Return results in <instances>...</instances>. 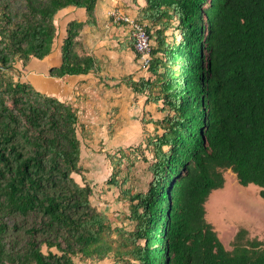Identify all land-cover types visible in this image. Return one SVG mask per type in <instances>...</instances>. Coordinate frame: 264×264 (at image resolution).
I'll return each instance as SVG.
<instances>
[{"label":"trees","instance_id":"1","mask_svg":"<svg viewBox=\"0 0 264 264\" xmlns=\"http://www.w3.org/2000/svg\"><path fill=\"white\" fill-rule=\"evenodd\" d=\"M97 2L0 0V264H264L262 240L241 228L228 249L206 209L226 170L264 186V0H143L150 66L125 83L156 105L144 120L156 129L145 139L151 180L134 191L119 178L122 158L109 157L107 183L134 224L116 237L92 200L78 108L15 66L51 53L56 15L72 6L86 18L68 23L50 75L99 70L81 36L97 24Z\"/></svg>","mask_w":264,"mask_h":264},{"label":"rangeland","instance_id":"2","mask_svg":"<svg viewBox=\"0 0 264 264\" xmlns=\"http://www.w3.org/2000/svg\"><path fill=\"white\" fill-rule=\"evenodd\" d=\"M113 11L109 12L110 18ZM135 13L138 14L136 8L128 13V16L137 19L133 16ZM114 22V20L111 22L113 26H108L104 22L101 23V26L88 36V38L97 40L98 46L95 45L98 48L97 53L110 59L106 62V66H111L110 68L114 67V65L112 66V58L115 55V50L109 51V49L113 47V42L117 43V39H113L119 31ZM119 26H122V24ZM113 27L116 28V31ZM129 28L128 25L126 29L130 32V41L134 42L131 28ZM168 38L171 39L170 36ZM117 53L118 64L116 66L119 65L124 70L126 78L128 75H132L129 74L131 71L134 74L140 72V75L137 74L139 76L147 74V71L142 69L140 60L139 63L135 62V68H133L130 63L124 64L126 62L124 57L120 56L119 52ZM136 66H138L137 69ZM107 72L110 73V71ZM108 83L112 84L113 82ZM99 87L101 94L96 98H93L96 93L92 94L96 88L93 91L87 88L88 93L93 96L87 101L86 110L82 113L85 133H82L81 130L79 133L83 141V165L88 169L87 178L93 184L95 190V196L92 200L101 211L108 215L116 228L114 232L116 237L124 229L127 231L132 229L134 224L129 219L131 213L129 201L117 200L120 190L107 183L111 175V158L109 157L122 158V173L119 178L123 180L127 177V187L131 186L134 191L146 190L151 180L148 168L152 162V147L147 148L145 139L149 134H154L156 129L154 122L147 123L144 120L151 117L157 118L158 116L156 114L152 115V113H155L156 105L154 102H148L144 94H139L128 86L124 87L126 104L123 105L119 102L114 105L119 107L118 110H112L110 103L113 102V99L105 96V87ZM94 101H96L95 110L92 109L93 104H91ZM97 102L98 104L101 103L97 105ZM140 144H142V147H140ZM121 151L124 153L123 156L120 154ZM225 178L224 187L214 190L206 203L207 219L213 223L220 239L228 249L234 247V237L241 228L248 230L247 236L249 238H256L264 242V186L254 183L242 185L230 170L225 171ZM77 260L80 264H93L90 261ZM97 264L120 263L108 258Z\"/></svg>","mask_w":264,"mask_h":264},{"label":"crops","instance_id":"3","mask_svg":"<svg viewBox=\"0 0 264 264\" xmlns=\"http://www.w3.org/2000/svg\"><path fill=\"white\" fill-rule=\"evenodd\" d=\"M141 5H143V0H98L95 9L97 24L94 26H86L83 29L81 36L88 52L93 54L98 59L100 69L87 74H71L62 77H54L50 75V69L61 64V47L66 35V28L68 23L75 19L83 20L86 18L84 8L69 6L60 10L56 15L57 36L54 41L51 53L41 59L32 58L26 65L17 62L15 66L20 71L21 79L30 81L36 86L39 91L43 93L55 96L62 101L72 103L76 108H78L81 121H84L82 118V113L86 110V107L88 105L87 101L91 96H93L92 94L96 93L95 97L93 98H96L101 94L99 86L105 87V96L113 99V102H111L112 104L110 103L113 108L112 110H118L119 107L114 105L119 102L123 103V105L126 104V100L124 99V87L127 85L125 83L126 75L124 70L120 68L119 65L116 66V64H118L117 52L120 53V56L124 57L126 61L124 64L130 63L133 68H135V62L139 63V58L133 48V45L131 44L132 41H130V32L126 29L128 25H124L125 23L121 22H114V25L117 26L116 28H118L119 31L113 39H117V43L113 42V47L109 49V51L112 49V51L115 50V55L112 58V66L114 65L113 68H110L111 66H106V62L110 60L109 58L102 57L97 53V40L88 38V36L91 32L93 33L96 28L100 27L101 23L103 22L108 26H113V23H111L113 22V20H111V18L109 17L110 11L119 10L120 13L122 12L128 15V13L132 12L133 9L136 8L137 12L139 13V7H141ZM138 15L139 14L137 13L133 14V16L135 17H138ZM120 24H122V26H119ZM116 28L113 27L115 31ZM105 52L107 51L105 50ZM137 68L138 66H136V69ZM107 71H110V73H108ZM129 74H132L135 79L140 75L134 74V72L132 71ZM108 82L113 83L109 84ZM87 88L92 89L91 91H93L94 88H96V90L91 94L88 93ZM95 102L96 101L91 103L93 104V110H95ZM99 104L97 102V105Z\"/></svg>","mask_w":264,"mask_h":264},{"label":"built area","instance_id":"4","mask_svg":"<svg viewBox=\"0 0 264 264\" xmlns=\"http://www.w3.org/2000/svg\"><path fill=\"white\" fill-rule=\"evenodd\" d=\"M110 15L115 22L125 23L130 26L135 50L140 54L139 60L141 67L144 71H147L151 61V38L146 29V25L139 22L136 18L120 13L119 11L114 10Z\"/></svg>","mask_w":264,"mask_h":264}]
</instances>
